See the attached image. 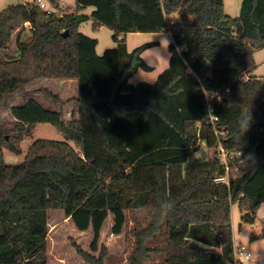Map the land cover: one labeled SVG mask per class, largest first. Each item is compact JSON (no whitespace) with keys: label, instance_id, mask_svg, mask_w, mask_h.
Here are the masks:
<instances>
[{"label":"trees","instance_id":"obj_1","mask_svg":"<svg viewBox=\"0 0 264 264\" xmlns=\"http://www.w3.org/2000/svg\"><path fill=\"white\" fill-rule=\"evenodd\" d=\"M47 1L59 10L60 0ZM50 10L23 3L0 13V111L15 95L28 99L11 108L10 128L0 115V264H48L50 211L63 212L81 233L92 230L91 251L100 256L77 247L86 264H104L107 250L99 244L110 217L112 234L120 236L129 215L141 213L148 224L134 229L128 264H146L152 255L162 264H242L231 206L238 204L243 223L252 225L264 204V87L251 75L253 55L264 48V0H242L235 18L224 0H75L73 15ZM171 15L182 23L169 27ZM89 19L95 29L113 31L116 48L97 54V40L79 31ZM26 29L31 36L22 42ZM168 32L169 68L155 83L126 90L139 70H152L141 56L155 44L129 52L122 38ZM17 33L18 55L11 57ZM40 79L77 80V120L65 122L33 99L26 88ZM37 94L66 104L45 90ZM213 94L215 129L205 122ZM250 116L242 134L239 122ZM40 124L64 141L38 140L21 164L7 165L3 150L21 155L16 143ZM219 142L228 154L255 157L254 166L236 173L231 166L229 185L215 183L226 174ZM200 143L208 156L191 160ZM163 198L174 207L162 216ZM158 235L164 246H149Z\"/></svg>","mask_w":264,"mask_h":264},{"label":"rangeland","instance_id":"obj_2","mask_svg":"<svg viewBox=\"0 0 264 264\" xmlns=\"http://www.w3.org/2000/svg\"><path fill=\"white\" fill-rule=\"evenodd\" d=\"M47 7L53 9L56 13L69 16L75 14V0H60L59 10H55L50 6V3L45 0ZM225 2V12L231 17H238L240 13V7L242 0H224ZM24 0H0V13L6 11L9 7L17 4H23ZM90 10V9H89ZM169 19L178 20L177 15L169 16ZM80 33L83 35L96 39L97 44V53L102 55L106 50L114 49L117 47V43L113 39V31L108 27H98L95 29L94 21L89 19L80 26ZM141 37H138L140 36ZM18 34L14 35L10 48L7 53L9 56L14 57L18 55L17 43H18ZM31 36L29 29H26L22 32L21 41H26L27 38ZM148 35L138 34L131 35L127 39L129 46L128 49L131 51L144 43H148L155 40H160V45L155 48H152L146 54V60L152 67L150 72L139 70L138 73L134 74L126 87V90H131L140 83H154L158 76L161 75L166 69L170 66V52H169V43L171 40L168 37H163L159 35L152 34V37H146ZM159 36V37H158ZM168 42H166V41ZM163 45V46H162ZM255 61V69L251 74L253 77L259 78L264 87V48L256 51L253 55ZM63 80H46L40 79L30 86L27 90L33 92V99L41 103L44 106H48L49 102L44 95L37 94L39 90H45L55 96L60 100L66 102L64 106L56 105L53 110L45 108L48 111L57 112L59 110L63 117L70 119L77 118V106L71 101L75 95L76 86L74 84L63 83ZM27 99L22 95H15L11 98L4 106H2L0 115L2 124L8 126L12 125L14 122L13 116L11 114V107L22 106L25 104ZM69 102V103H67ZM52 108V107H50ZM59 113V112H58ZM8 128V129H9ZM14 133H10L6 138H12ZM24 135V134H23ZM38 140H49L63 142L64 137L51 125L49 124H40L32 129L30 136H24L20 142H17L18 148L21 150V155H15L10 151L4 149V160L7 165H19L21 164L31 146ZM75 146L74 144H72ZM208 148L205 143H200L199 152L201 153V159L208 156ZM191 160H195L194 155ZM242 166L237 164L234 167V173L237 172V168ZM264 205V204H263ZM242 213L239 209L238 204H233L231 206V220H232V230H233V247L234 250L238 247V244L243 243L247 248H251L252 245L244 240L241 241L240 235H247L250 233V242L257 239H252L253 236H260L259 240L264 241V206L257 213V219L254 224L248 225L242 221ZM148 213H141L134 215L133 217L129 215V223L124 229L123 233L120 236H115L112 234L113 228V219L112 217L106 222L99 244V249L105 247L107 250V256L104 258V264H128L129 259L134 251V229L138 227L144 228L147 226L148 222L145 221V218H148ZM49 233L48 238L45 244L48 264H86L84 260L80 257L77 252V247L81 248L83 251L93 254L95 257L100 256V252L92 253L91 244L94 239L92 230L81 233L76 230L73 223L70 219L66 218L64 213L61 211H50L49 212ZM165 236L158 235L157 240L149 244L152 247H162L164 246ZM260 255L264 257V252H261ZM238 260L243 262L244 258L238 257ZM146 264H162L161 258L156 255H152L146 262ZM246 264V262H245Z\"/></svg>","mask_w":264,"mask_h":264},{"label":"built area","instance_id":"obj_3","mask_svg":"<svg viewBox=\"0 0 264 264\" xmlns=\"http://www.w3.org/2000/svg\"><path fill=\"white\" fill-rule=\"evenodd\" d=\"M24 3L34 5L38 7L40 10L46 12L47 14H52V11L47 7L45 0H24ZM181 23H182L181 20L169 19L167 21V24L169 27H172L176 24H181ZM216 98L217 96L214 94L207 96L208 103L206 107V121H205L206 125L212 126L214 129H215V124L218 121V117L215 115V108H214V104L212 103V101L215 100ZM216 134H218L217 131H216ZM216 154H217L218 161L221 163L222 166L225 167L226 174L225 176L216 178L215 183L229 185V174L231 171L230 168L232 165L235 166L237 164H241L243 166L244 162L241 160L244 158L242 155L243 153L238 152V153L228 154L224 150L222 144L219 142ZM234 254H235L236 260H238V257H242L239 254L238 247L234 250Z\"/></svg>","mask_w":264,"mask_h":264},{"label":"clouds","instance_id":"obj_4","mask_svg":"<svg viewBox=\"0 0 264 264\" xmlns=\"http://www.w3.org/2000/svg\"><path fill=\"white\" fill-rule=\"evenodd\" d=\"M250 122H251V116L239 122L240 132L242 134L248 130ZM194 157L201 159V153L196 151L194 153ZM241 160L244 162L243 163L244 167L254 166L255 164V157L254 154L252 153H249L248 156L244 157ZM173 207H174V202L169 198H163L159 201V210L162 216L170 212L173 209ZM239 235L241 241L246 240L252 245L251 248H246L243 245V243L238 244L239 254L244 258L242 264H245V262L246 264H264V257L260 255L261 252H264V241L257 239L255 241L250 242V233L247 235H241V234Z\"/></svg>","mask_w":264,"mask_h":264},{"label":"crops","instance_id":"obj_5","mask_svg":"<svg viewBox=\"0 0 264 264\" xmlns=\"http://www.w3.org/2000/svg\"><path fill=\"white\" fill-rule=\"evenodd\" d=\"M242 3V2H241ZM224 5H225V2H224ZM240 9H241V7H240ZM90 13V11H88V16L90 15L89 14ZM101 27H104V26H101ZM18 34V33H17ZM16 34V35H17ZM138 34H142V33H135V35H138ZM131 35H134V34H128L127 36H125V38H122V39H125V41H126V43H127V39H128V37L129 36H131ZM145 35H148V36H146V37H152L151 35L152 34H145ZM154 35H159V36H163V37H168L170 40H171V42L169 43L170 45L171 44H173L174 43V39H173V34H172V32H168V33H164V34H154ZM158 36V37H159ZM138 37H141V35L140 36H138ZM151 43H153V44H155L152 48H155V47H157L158 45H160V40H155V41H151ZM144 44H150V42H148V43H144ZM143 44V45H144ZM169 45V46H170ZM127 46H129L128 45V43H127ZM152 48H150V49H148V50H146L143 54H142V58H143V60H144V62L149 66V67H151V65L149 64V62L146 60V54L149 52V51H151L152 50ZM128 51L129 52H131L129 49H128ZM98 54V53H97ZM104 54V53H103ZM102 54V55H103ZM102 55H100V56H102ZM15 57V56H14ZM152 68V67H151ZM169 68V67H168ZM167 68V69H168ZM166 69V70H167ZM138 73V72H137ZM36 81H38V80H35V81H33L32 83H34V82H36ZM60 81V80H59ZM61 82H63V83H69V84H74L75 86H76V90H75V95H74V97H73V99L74 98H77V96H78V82H77V80H63V81H61ZM156 82V81H155ZM154 82V83H155ZM31 83V84H32ZM148 84H150V83H148ZM153 84V83H152ZM128 85V84H127ZM28 88V87H27ZM27 88H26V91L27 92H30V91H28L27 90ZM27 102H28V99H27ZM26 102V103H27ZM50 102V101H49ZM25 103V104H26ZM74 103V102H73ZM25 104H22V105H25ZM75 104V103H74ZM40 105H42L41 103H40ZM76 105V104H75ZM44 108H49V110L51 109V110H53L54 109V106H55V104H53V103H49V105L48 106H44V105H42ZM77 106V105H76ZM14 107H16V106H14ZM50 107H52V108H50ZM11 108H13V107H11ZM76 110H77V118L75 119V120H77L78 118H79V114H78V106H77V108H76ZM57 112H59V113H61L59 110H56ZM13 119H14V117H13ZM62 119L65 121V122H69V121H71L72 119H70V118H67L66 116L65 117H63L62 116ZM14 121H16L15 119H14Z\"/></svg>","mask_w":264,"mask_h":264},{"label":"water","instance_id":"obj_6","mask_svg":"<svg viewBox=\"0 0 264 264\" xmlns=\"http://www.w3.org/2000/svg\"><path fill=\"white\" fill-rule=\"evenodd\" d=\"M67 35V34H66Z\"/></svg>","mask_w":264,"mask_h":264}]
</instances>
